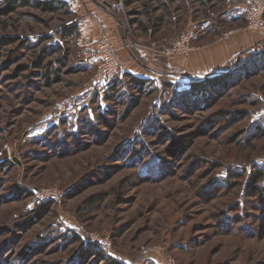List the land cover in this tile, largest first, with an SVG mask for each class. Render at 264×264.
<instances>
[{
	"label": "rangeland",
	"instance_id": "1",
	"mask_svg": "<svg viewBox=\"0 0 264 264\" xmlns=\"http://www.w3.org/2000/svg\"><path fill=\"white\" fill-rule=\"evenodd\" d=\"M123 2L132 48L110 90L69 34L84 16L0 0V264H264V31L244 0ZM203 20L232 52L200 70L137 52ZM125 61L150 77L139 88Z\"/></svg>",
	"mask_w": 264,
	"mask_h": 264
},
{
	"label": "crops",
	"instance_id": "2",
	"mask_svg": "<svg viewBox=\"0 0 264 264\" xmlns=\"http://www.w3.org/2000/svg\"><path fill=\"white\" fill-rule=\"evenodd\" d=\"M41 1L58 2L60 4V7L65 6V8H67L69 11H73L74 12L73 14H79L84 16L79 26L73 31H71L69 34H73L77 30L80 31L81 33L80 38L82 41L81 43L83 44L85 53H87V55L85 54L86 60L95 61V63L98 62V53H97L96 44L97 41L103 36L109 37L112 40V42L118 46L120 56L124 55L125 53L128 52V50H130V48H132V46L126 48L125 44L130 42L123 38V35L119 28V23L112 15L111 9L114 7L116 3L115 0H41ZM102 2L103 5H101ZM234 15L236 17L238 15L237 12ZM211 30H212V26L209 27V29L205 33L200 34V36H198V38L194 40L192 50L190 51L189 54H186V55H190L189 58L182 61V60H176L175 59L177 58L176 56L167 57L164 58L168 61L167 65H169L170 68L174 69L171 62L175 61L174 65H176V63L178 62L177 67H179V65H182L183 62L187 61L185 63L192 64L193 66L196 67L194 71H197L200 70L197 68L203 65V58L204 56H207L205 54H210L212 58L217 56L219 53L228 55L230 50H226V52L225 51L220 52L219 50L220 48L224 50L225 48L220 46L222 44H219L220 43L219 40L216 41L215 46L212 45L211 47H208V44L210 42L206 41L205 39H202V37L207 35L208 32H210ZM232 30L234 31L232 35H234V33H236L235 32L236 30L235 29ZM232 35L231 37H233ZM231 37L227 40H230ZM165 41H166L165 39H162L161 41L159 40L154 42L163 43ZM52 44L54 46L58 45L57 40L52 42ZM137 45L143 49V50L140 49L137 50V52L140 53L142 56L148 55L149 58L150 57L154 58V55L158 54L154 48L150 47L151 44L143 46V42H140L137 43ZM231 52L232 51H230V53ZM124 60H127V58H124ZM124 64L126 65L127 68L125 69V73H131L143 79L150 78L148 77L146 72L137 69L138 68L137 66H133V65L131 66L130 62L125 61ZM204 77L205 76L203 75L200 78H204Z\"/></svg>",
	"mask_w": 264,
	"mask_h": 264
},
{
	"label": "built area",
	"instance_id": "3",
	"mask_svg": "<svg viewBox=\"0 0 264 264\" xmlns=\"http://www.w3.org/2000/svg\"><path fill=\"white\" fill-rule=\"evenodd\" d=\"M114 7L120 12L125 10L123 0L116 2ZM242 8L243 14H245L247 18V28H249L250 30L263 31L264 0H244ZM209 23V20H203L201 22L190 25L182 29L170 41H165L163 43L153 42L150 47L154 48L158 54H161L165 57L189 54L193 48L194 40L198 38L200 33H205L208 30ZM233 32V30L226 32L224 34L225 39H229ZM131 45V43L125 44L126 48L131 47ZM96 48L98 53L97 66L99 70H97L98 72H96L95 74V81L109 86V84L122 77L124 73L123 63L119 55V48L107 36H103L97 41ZM36 194H38L41 198L58 197L56 196V194L58 193L50 195L49 190H46L44 192L36 190ZM98 238V236H95L94 239L102 243V241L98 240Z\"/></svg>",
	"mask_w": 264,
	"mask_h": 264
},
{
	"label": "trees",
	"instance_id": "4",
	"mask_svg": "<svg viewBox=\"0 0 264 264\" xmlns=\"http://www.w3.org/2000/svg\"><path fill=\"white\" fill-rule=\"evenodd\" d=\"M11 1H17L19 3H27V4H29V3L36 4L39 7H41L43 10H47V11H57L60 9V4L58 2H53V1L52 2L51 1H47V2L42 1L40 3L36 2L35 0H11ZM200 34H203V33H200ZM200 34H199V36H200ZM57 48H58L57 45L50 47V49H52L53 51H56L55 49H57ZM262 51H264V50L262 49L261 53H262ZM261 56H262V54L257 56V57L260 58ZM263 58H264V54H263ZM227 74L228 73H220V74L209 75V76H206L205 78H195V79H193L194 82H192L193 80H191V83L194 84V88L196 90H203V89H206L207 87L215 88L217 85L221 84L220 80H222V79L219 77L227 75ZM124 75H126L128 77V79H129L128 82L131 85L136 86L138 88L142 85L143 81L145 80V79L137 77L131 73H125ZM118 81H119V79L115 80V82L109 86L110 90L116 89L115 85ZM222 83H224V81H222ZM188 88H192V85L188 86ZM181 141H183V138L176 140L175 143L173 144V146H171L172 148H170V151H172L173 154L176 153L177 150L180 148V142ZM176 143H177V145H176ZM256 167H258L259 170H257V171H259V173L254 174V176H252V178H254V179H252L254 181L253 183L261 181V179L264 177L263 172L261 171L262 169L259 168L260 166H256ZM48 207H45V208L47 209ZM46 209H43V210H46ZM104 259L106 260V262H109L112 264L115 262V259L111 256L106 255L104 257ZM115 264H119V263H115Z\"/></svg>",
	"mask_w": 264,
	"mask_h": 264
}]
</instances>
